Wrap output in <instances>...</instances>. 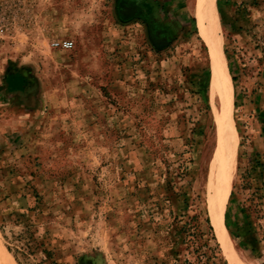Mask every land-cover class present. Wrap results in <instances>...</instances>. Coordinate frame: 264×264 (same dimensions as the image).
I'll return each mask as SVG.
<instances>
[{"label":"rangeland","instance_id":"obj_1","mask_svg":"<svg viewBox=\"0 0 264 264\" xmlns=\"http://www.w3.org/2000/svg\"><path fill=\"white\" fill-rule=\"evenodd\" d=\"M149 1L139 18L138 0H0V247L12 264L8 247L30 241L37 264L44 251L59 264H184L196 216L227 264H264V0H214L237 143L227 247L212 218L222 100L210 47L195 0Z\"/></svg>","mask_w":264,"mask_h":264},{"label":"bare ground","instance_id":"obj_2","mask_svg":"<svg viewBox=\"0 0 264 264\" xmlns=\"http://www.w3.org/2000/svg\"><path fill=\"white\" fill-rule=\"evenodd\" d=\"M195 16L199 23L200 35L210 47L213 71L212 89L222 100V111L220 113L217 111L216 113L219 118V145L215 158L213 157L214 161L211 173L212 185L216 191V200H214L216 202L212 207V218L217 235L227 247V242L230 240L224 218L220 215L222 212L220 207L223 208V202H225V198L228 196L227 187L230 185L233 169L231 161L235 145H237V143L235 144L236 131L231 116L234 87L232 79L227 72L221 47L219 42H217L218 17L214 0H195ZM12 263V260L2 252L0 247V264Z\"/></svg>","mask_w":264,"mask_h":264},{"label":"trees","instance_id":"obj_3","mask_svg":"<svg viewBox=\"0 0 264 264\" xmlns=\"http://www.w3.org/2000/svg\"><path fill=\"white\" fill-rule=\"evenodd\" d=\"M151 7L152 6L149 8L151 9ZM9 73H11V71H9ZM233 81L236 83L237 78L233 77ZM261 166L264 168V165ZM242 213H246V208ZM206 225L207 229L202 230L199 224V218L196 216L182 229L186 236L184 243L187 245L188 249H191L189 255L193 257V260L188 257L184 264H227L209 218L206 219ZM259 227L261 226L259 225ZM259 232L257 227L249 224L248 229L245 231V237L253 238L256 234H259ZM262 241H264V235ZM35 248H37V245L34 247L32 241H30L26 242L21 249L17 246H9L8 251L13 254L18 264H37L34 263L32 259ZM44 253L49 256V259L43 261L44 264H47L49 260H53L54 253L49 251H44ZM51 264L59 263L53 260Z\"/></svg>","mask_w":264,"mask_h":264},{"label":"built area","instance_id":"obj_4","mask_svg":"<svg viewBox=\"0 0 264 264\" xmlns=\"http://www.w3.org/2000/svg\"><path fill=\"white\" fill-rule=\"evenodd\" d=\"M51 47L55 50L71 51L75 47V43L71 40H56L52 42Z\"/></svg>","mask_w":264,"mask_h":264},{"label":"crops","instance_id":"obj_5","mask_svg":"<svg viewBox=\"0 0 264 264\" xmlns=\"http://www.w3.org/2000/svg\"><path fill=\"white\" fill-rule=\"evenodd\" d=\"M127 1H131V0H127ZM139 5L141 6V9L144 10V12H141V15H139V18H146L145 16V12L147 11L149 5H150V1L149 0H138Z\"/></svg>","mask_w":264,"mask_h":264}]
</instances>
